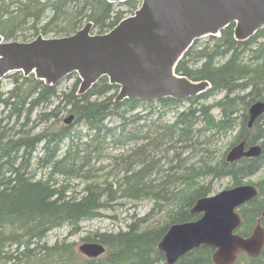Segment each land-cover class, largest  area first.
Segmentation results:
<instances>
[{"label": "trees", "instance_id": "16d2710c", "mask_svg": "<svg viewBox=\"0 0 264 264\" xmlns=\"http://www.w3.org/2000/svg\"><path fill=\"white\" fill-rule=\"evenodd\" d=\"M141 3L0 0V36L6 42L21 36L28 42L27 31L68 37L89 23L97 34H107ZM234 30L232 24L205 43L196 40L179 63V75L211 83L206 93L186 101L118 103L120 87L108 77L81 96L76 73L68 76L76 81L66 91L60 83L47 86L35 75H10L14 87L3 92L0 85V264H167L158 246L172 225L200 219L202 215L191 211L199 199L214 193L218 180L230 178L233 188L260 173L264 115L252 128L248 124L251 106L264 102V28L246 42L237 41ZM71 115L75 119L66 125ZM233 134L230 147L210 159L211 147ZM243 141L247 147L260 144L262 155L229 164V150ZM127 145H134L128 153L107 154L111 147ZM188 152L203 154L200 166L188 165ZM106 158L114 168L102 181L97 163ZM76 180L84 183L80 192ZM248 184L257 185L260 195L238 210L244 223L236 233L244 237L259 220L264 226V179ZM145 200L154 203L153 209L127 229L84 238L106 246L100 258L85 257L67 238L52 246L47 241L56 229L69 227L73 236L82 232L86 220ZM161 214L164 223L153 225ZM212 255V249L202 247L177 264H215ZM236 264H264V250L257 259L244 253Z\"/></svg>", "mask_w": 264, "mask_h": 264}, {"label": "water", "instance_id": "95a60500", "mask_svg": "<svg viewBox=\"0 0 264 264\" xmlns=\"http://www.w3.org/2000/svg\"><path fill=\"white\" fill-rule=\"evenodd\" d=\"M47 2L49 0H42ZM125 3L129 0H108ZM141 7L107 34H92L93 23L68 37L31 42H6L0 36V79L14 72L35 75L47 86H56L69 75H79L78 94H87L103 77L120 91L116 102L137 99L146 102L172 98L186 101L206 93L209 81H193L177 73V67L196 40L221 35L235 24V39L246 42L264 28V0H141ZM249 128L264 115V102L249 110ZM74 115L65 119L70 125ZM260 144L247 147L246 141L233 146L226 157L229 164L262 155ZM260 195L254 184L224 190L201 198L193 207L192 222L172 225L159 243L167 264H177L194 250H213L215 264H236L242 254L253 259L264 250V226L259 220L253 233L236 232L244 219L240 207ZM264 218V212H263ZM79 253L89 259L106 254L99 242H86Z\"/></svg>", "mask_w": 264, "mask_h": 264}, {"label": "rangeland", "instance_id": "374dc122", "mask_svg": "<svg viewBox=\"0 0 264 264\" xmlns=\"http://www.w3.org/2000/svg\"><path fill=\"white\" fill-rule=\"evenodd\" d=\"M133 15L128 14L127 18ZM85 26L86 25H83V28ZM92 34H97V31L92 30ZM24 35L25 37H27L26 40H28V42H31L37 39L38 37V36H34L33 31L31 32L27 31L26 33H24ZM55 36H57V34L54 32V33L47 35L45 38L52 39V38H55ZM18 40L20 42H24L25 39L23 38V36H21ZM201 40H202L201 43H205L208 41V38H203ZM12 74L13 73L9 74L7 77L0 79V85L2 89L1 91L7 92L14 87L12 78L10 76ZM75 81H76L75 77H72V78L66 77L60 83L61 89L64 91L69 90L73 86ZM220 98L221 96L213 98L212 100H210V103H214ZM187 106H188L187 104H184L183 109L186 108ZM1 110H2V107H0V112ZM215 115H219L218 110L215 111ZM173 116H174L173 113L169 114L168 119L172 120ZM235 134H233L232 136L224 137L218 143L214 144V146L211 147V150L213 152H212V155L210 156V159L219 158L230 147V145L232 144L234 140ZM133 146L134 145H127L124 148H119L118 150L111 147L109 151H107V154L115 155L120 152L128 153V151L132 149ZM184 157H189L187 159L188 165L194 164V165L200 166L201 161H202L201 158H203V154L198 155L195 152L193 153L188 152L184 155ZM207 157H209V155H207L205 158ZM97 168L100 169L98 172V175L102 177L101 180L103 181L106 178L107 173L114 168V165L110 158H106L105 160L97 163ZM262 179H264V169L257 175L248 179L246 184L257 183ZM73 184H74L75 189H77L79 192L84 187V183L81 180H76L73 182ZM232 186H233V182L230 178L218 180L215 184L214 193L211 196H214L224 190H227L228 188H232ZM153 207H154V203L150 200H145L140 203L126 202L124 206H117L114 210L106 211L104 213L106 216H103L101 218H96L93 220H86L85 222H83L82 223L83 230L79 234L71 236L70 228L63 227V228L52 231L49 234L47 241L49 245L52 246L57 241H62L65 238H67L69 239V242L77 243L78 244L77 246L79 247L81 244L86 243L83 241L84 238L94 233H111V232H117L119 230L127 229L128 225L132 223L133 220L135 221L136 219H140V218L147 216L151 212ZM165 219H166L165 214H161V215L156 216V218H154L151 221V223H153V225H156L158 223H164Z\"/></svg>", "mask_w": 264, "mask_h": 264}]
</instances>
